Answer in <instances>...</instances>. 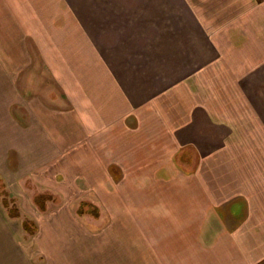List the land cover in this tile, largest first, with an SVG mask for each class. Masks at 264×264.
<instances>
[{"label":"crops","instance_id":"0c3cea01","mask_svg":"<svg viewBox=\"0 0 264 264\" xmlns=\"http://www.w3.org/2000/svg\"><path fill=\"white\" fill-rule=\"evenodd\" d=\"M43 35L55 91L10 88L4 49L29 63L26 40ZM0 64V161L12 126L19 166L58 158L51 174L73 190L80 176L133 180L102 247L38 239L39 264L264 261V0H0Z\"/></svg>","mask_w":264,"mask_h":264},{"label":"rangeland","instance_id":"374dc122","mask_svg":"<svg viewBox=\"0 0 264 264\" xmlns=\"http://www.w3.org/2000/svg\"><path fill=\"white\" fill-rule=\"evenodd\" d=\"M48 37L49 35H43L42 46H35L33 39L26 40L24 51L25 58L30 61L29 63L18 64L13 61L17 59L23 48L21 50L4 49V54H9L11 61L9 63L12 78L10 88H20L22 92L26 93H31L33 88L55 91L53 83L49 81L48 66L44 64V60H48L49 56L48 48L43 46ZM6 66V64H0V71L2 67ZM17 72L22 78H17ZM39 97L30 95L27 97V102ZM1 113L0 111V115ZM19 113L17 110L10 114L15 119L21 115L28 122V112ZM15 129L16 127L12 128V126L11 129H8L9 136L7 137L6 134V139L9 140L7 145L11 151L8 153V160L3 161L5 165H0V264H39L44 262L47 256L42 252L38 253L36 250H32V248L38 247V239L42 243V248L48 247L57 250L76 246V242H79V247L82 245V248L83 242L85 247L89 244L87 248L101 246L102 242L97 238V234L104 231V227L108 225V217L113 214L114 205L130 198V191L125 189L129 188L128 186L133 180L131 181L130 177L91 176L90 179L94 180V183H88L86 178L84 181V177L80 176L77 180L79 190H73L70 184L71 176L51 174L63 171L58 168V161L55 162V159L58 158L52 161L53 165L50 168L39 170L36 168L37 166H33L32 153H29L26 154L24 163L18 165L16 153L21 150V145H18ZM18 146L19 148H17ZM37 171L38 175L35 173ZM45 172H50L48 173L50 175H45ZM116 178L120 180L117 181ZM169 178L167 177L165 181L170 182ZM106 182L108 184H104ZM171 182H177V180L173 179ZM202 182H209L208 176ZM46 188L57 190L49 191L45 190ZM77 198L79 199L77 200ZM81 205H87V207L80 208ZM39 207L43 211L42 213L39 212ZM50 217H55L57 222L52 224V227H57L58 232L46 229L48 226L45 223ZM32 218L41 219V232L43 233L39 238L33 237L38 227L35 226L36 223ZM25 219L34 223V225L31 224L36 231L32 235L23 229L22 222ZM52 223L54 222L52 221ZM59 227L64 230L67 227L66 234L60 231ZM49 232H52L53 241L46 240ZM86 232H89V238L78 241L72 239L74 234L82 238ZM260 264H264V261Z\"/></svg>","mask_w":264,"mask_h":264},{"label":"trees","instance_id":"16d2710c","mask_svg":"<svg viewBox=\"0 0 264 264\" xmlns=\"http://www.w3.org/2000/svg\"><path fill=\"white\" fill-rule=\"evenodd\" d=\"M37 203H38V201H37ZM5 205V204H4ZM38 205H39V203H38ZM41 208H42V206H40ZM85 207H87V205H81L80 206V208H85ZM9 214H10V212H9ZM16 217L17 216H19V215H15ZM34 225V223L32 222V221H30V220H24L23 222H22V225H23V229L27 232V233H29L30 235H32L35 231H36V229L32 226V224Z\"/></svg>","mask_w":264,"mask_h":264}]
</instances>
